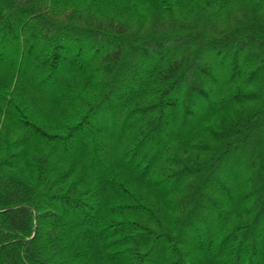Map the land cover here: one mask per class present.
I'll list each match as a JSON object with an SVG mask.
<instances>
[{
  "label": "trees",
  "instance_id": "1",
  "mask_svg": "<svg viewBox=\"0 0 264 264\" xmlns=\"http://www.w3.org/2000/svg\"><path fill=\"white\" fill-rule=\"evenodd\" d=\"M149 2L0 0V264H264V0Z\"/></svg>",
  "mask_w": 264,
  "mask_h": 264
},
{
  "label": "rangeland",
  "instance_id": "2",
  "mask_svg": "<svg viewBox=\"0 0 264 264\" xmlns=\"http://www.w3.org/2000/svg\"><path fill=\"white\" fill-rule=\"evenodd\" d=\"M115 0H112V2H114ZM124 2L125 5H123V9L126 10V9H129L130 6H135L136 5V1L138 2V6L141 7V6H144L143 8H145V6H148L150 5V2L149 0H121ZM155 1V0H153ZM174 1V0H173ZM176 2V5L180 6L179 4L181 3L180 0H175ZM132 4V5H131ZM134 4V5H133ZM152 5V6H151ZM150 5L151 8H153V3ZM157 6V5H156ZM142 8V7H141ZM122 9V7H121ZM122 9V10H123Z\"/></svg>",
  "mask_w": 264,
  "mask_h": 264
}]
</instances>
